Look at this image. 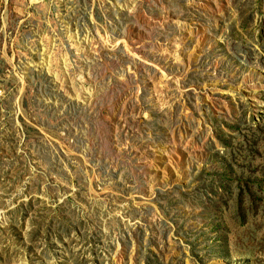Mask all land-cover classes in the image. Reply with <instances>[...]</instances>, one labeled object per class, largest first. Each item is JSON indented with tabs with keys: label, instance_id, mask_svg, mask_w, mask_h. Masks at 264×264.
I'll return each mask as SVG.
<instances>
[{
	"label": "rangeland",
	"instance_id": "374dc122",
	"mask_svg": "<svg viewBox=\"0 0 264 264\" xmlns=\"http://www.w3.org/2000/svg\"><path fill=\"white\" fill-rule=\"evenodd\" d=\"M0 264H264V0H0Z\"/></svg>",
	"mask_w": 264,
	"mask_h": 264
}]
</instances>
